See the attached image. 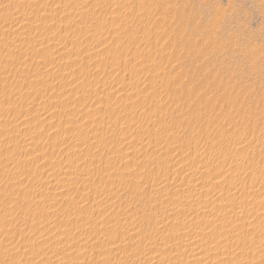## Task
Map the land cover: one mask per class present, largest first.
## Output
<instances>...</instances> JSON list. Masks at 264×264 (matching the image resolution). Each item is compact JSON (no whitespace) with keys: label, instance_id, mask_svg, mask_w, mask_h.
<instances>
[{"label":"rangeland","instance_id":"rangeland-1","mask_svg":"<svg viewBox=\"0 0 264 264\" xmlns=\"http://www.w3.org/2000/svg\"><path fill=\"white\" fill-rule=\"evenodd\" d=\"M0 264H264V0H0Z\"/></svg>","mask_w":264,"mask_h":264},{"label":"bare ground","instance_id":"bare-ground-1","mask_svg":"<svg viewBox=\"0 0 264 264\" xmlns=\"http://www.w3.org/2000/svg\"><path fill=\"white\" fill-rule=\"evenodd\" d=\"M206 173H207V171H206ZM216 228H217V227H216ZM215 230H216V229H215ZM213 231H214V230H213ZM213 231H212V232H213ZM187 234H190V233H189V232H187ZM176 243H177L176 245H178V246H179V244H181V243H183V242H180V243L176 242ZM176 245H175V246H176ZM199 252H200V251H199ZM195 254H196V253H195ZM198 254H200V253H198Z\"/></svg>","mask_w":264,"mask_h":264}]
</instances>
